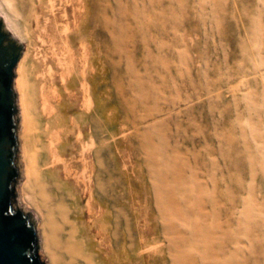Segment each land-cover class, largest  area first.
<instances>
[{"label": "rangeland", "instance_id": "374dc122", "mask_svg": "<svg viewBox=\"0 0 264 264\" xmlns=\"http://www.w3.org/2000/svg\"><path fill=\"white\" fill-rule=\"evenodd\" d=\"M10 5L1 10L34 51H47L56 22L68 24L72 108L86 61L90 108L69 119L88 135L95 224L106 237H94L80 200L72 209L85 248L73 264H99L95 242L113 264H264V0ZM22 120L18 107L19 130ZM62 152L81 163L76 139ZM25 181L16 178L17 203ZM55 223L46 225L54 233ZM55 250L40 251L44 264H62Z\"/></svg>", "mask_w": 264, "mask_h": 264}, {"label": "bare ground", "instance_id": "6f19581e", "mask_svg": "<svg viewBox=\"0 0 264 264\" xmlns=\"http://www.w3.org/2000/svg\"><path fill=\"white\" fill-rule=\"evenodd\" d=\"M2 1L10 5L11 0H0V12L6 18L7 29L22 40L15 28L14 19L1 10ZM68 30V24L60 27L56 22L53 35L47 41L44 40L48 44L45 48L47 51H34L33 46H30L22 64L17 66L20 73L17 77L18 107L23 115L20 129L21 174L26 179L18 189L22 195L19 204L23 210L29 211L34 202V208L42 218L38 225L42 254L55 247L56 253L62 258V264H73L75 254L78 255L85 248L84 240L80 242L82 237L78 234L77 210L72 207L80 200L86 201L87 221L95 224L99 217L93 204V171L87 161L91 158V153L85 152L88 148V135L81 125L75 132L72 124L75 125L77 120L70 123L69 119L75 113L83 114L90 108L85 81V58L82 59L83 65L80 68L82 102L78 108H72L65 101L67 96L72 95L75 85L74 65L78 62ZM82 118L78 119V123ZM74 139L80 144L82 151L79 165L71 163L68 152H62L64 145ZM31 184L32 193L28 190ZM33 193L36 199L33 198ZM49 221L59 225L55 233L48 230L46 225ZM105 230L100 224L96 225L94 237L98 241L105 240ZM50 233L54 235L52 241ZM102 246L97 242L92 245L99 264H113ZM92 259L91 257L90 260Z\"/></svg>", "mask_w": 264, "mask_h": 264}, {"label": "water", "instance_id": "95a60500", "mask_svg": "<svg viewBox=\"0 0 264 264\" xmlns=\"http://www.w3.org/2000/svg\"><path fill=\"white\" fill-rule=\"evenodd\" d=\"M27 52L0 12V264H44L38 224L17 203L15 191L22 173L17 66Z\"/></svg>", "mask_w": 264, "mask_h": 264}]
</instances>
